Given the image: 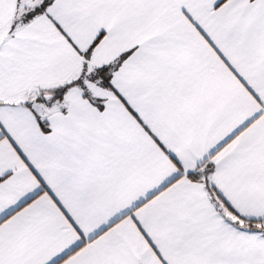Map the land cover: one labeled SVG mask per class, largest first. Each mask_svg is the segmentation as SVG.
<instances>
[{
    "label": "snow or ice",
    "instance_id": "snow-or-ice-1",
    "mask_svg": "<svg viewBox=\"0 0 264 264\" xmlns=\"http://www.w3.org/2000/svg\"><path fill=\"white\" fill-rule=\"evenodd\" d=\"M0 264H264V0H0Z\"/></svg>",
    "mask_w": 264,
    "mask_h": 264
}]
</instances>
